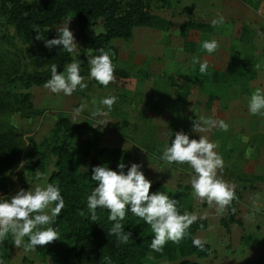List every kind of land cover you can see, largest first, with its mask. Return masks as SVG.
<instances>
[{
  "label": "rangeland",
  "instance_id": "obj_1",
  "mask_svg": "<svg viewBox=\"0 0 264 264\" xmlns=\"http://www.w3.org/2000/svg\"><path fill=\"white\" fill-rule=\"evenodd\" d=\"M25 1L29 8L24 13L31 15L34 24L36 17L31 10L39 3ZM208 2L219 6V14H224L222 25L213 26L212 20L208 21L207 5L203 6L199 0H168L163 6L152 0L150 11L170 19L173 25L167 29L136 25L129 37L111 38L109 43L115 47L113 63L123 73L115 72L116 79L108 87L89 79L87 61L95 54L84 46L72 14L68 12L63 20L49 25L48 28L56 30L72 19L69 30L77 47L60 72L73 60L79 61L88 87L77 88L71 96L54 94L44 88L45 83L14 79L16 73L39 68L33 54L41 43L36 37L24 40L13 27V21L7 18L8 13L0 11V95L8 102L6 108L0 109V127L11 126L20 144L19 158L8 171L14 179L9 194L15 195L21 185L28 190L47 184V175L54 168L50 147L62 134L55 120L58 114H63L84 128H93L101 145L124 148L129 155L126 164L142 165L141 170L150 181H160L169 190L185 188L191 205L187 211L198 217L206 214L205 227L196 230L193 238L206 241L209 252L193 258L207 264H264V116L251 115L248 110L252 93L264 90V8L260 3L247 6L243 0H234L233 5L226 0ZM5 3L10 4L7 0ZM213 12L216 14L217 10ZM100 19L99 16L96 25ZM187 19L211 22V30L191 27L182 31L174 25ZM205 40H216L220 47L208 54L202 48ZM193 57H199L201 62L207 60L208 65L217 69L234 64L247 70L253 66L255 74L248 80L246 89L233 83L219 98L206 101L205 86L195 82L196 78L191 83L185 80L186 76L194 77ZM249 57L253 64L247 63ZM257 64L263 70L261 73H257ZM211 88L218 90L217 85ZM110 95L117 97V101L108 111L100 101ZM28 102L31 110L27 108ZM82 103L87 105L86 109L74 118V110ZM97 106L108 114L93 117ZM197 116L224 120L229 129L225 132L214 127L196 133L192 121ZM179 131L190 139L205 135L218 145L216 151L225 163L223 178L236 186L237 199L232 202L235 209L232 212L237 222L224 227L215 207L193 196V173L187 164H168L161 159L163 149ZM84 135L78 132L72 136ZM244 137L248 138L247 142ZM249 148L252 153L246 157ZM76 155L79 166L87 164L88 157ZM8 255L3 264H47L42 261L39 245L34 251H25L11 243Z\"/></svg>",
  "mask_w": 264,
  "mask_h": 264
},
{
  "label": "trees",
  "instance_id": "obj_2",
  "mask_svg": "<svg viewBox=\"0 0 264 264\" xmlns=\"http://www.w3.org/2000/svg\"><path fill=\"white\" fill-rule=\"evenodd\" d=\"M6 1V0H5ZM0 1V11L7 14V18L13 21V27L24 40H30L39 35L40 49L33 54L36 69L28 73H16L14 79L23 83H45L51 77L50 66L56 64L60 72L71 55L60 46L51 49L45 47V42L57 37V30L48 28L65 18L71 13L79 37L84 46L92 53L99 55L98 49H111L115 47L109 43L113 37L127 38L131 35L132 27L147 25L155 28L167 29L173 22L170 19L156 15L150 11L152 0H40L35 9H32L38 29L30 28L31 15L24 12L29 8L25 0ZM159 4L167 5L168 0H153ZM105 12L109 14L105 15ZM103 32L94 33L98 17ZM185 31L187 28L211 30V23L193 21L187 19L174 23ZM253 60L250 59L247 63ZM235 65V64H234ZM226 65L223 69H217L209 65L206 74L199 71V64L194 65V77L185 80L189 83L196 78L205 88L206 101L219 98L229 85L236 83L246 89L248 80L255 74L254 67L248 70L237 65ZM115 72H122L116 68ZM123 73V72H122ZM191 73V74H192ZM236 79V80H235ZM217 85L218 90L211 88ZM207 88V89H206ZM27 96V94H25ZM8 102L0 95V109L6 108ZM27 108L31 110L30 102ZM55 124L62 129V134L50 147L54 153V168L47 175V184L59 185L61 194L65 200V208L53 223V228L59 233V239L40 246L42 261L47 264H207L193 257H203L209 252L206 242L204 249L200 250L193 244V233L205 227V219H199L191 225L188 235L179 243L168 242L162 252H154L150 245L154 237L151 227L142 219L133 215L130 211L121 222L126 232L132 233L127 244L117 243V237L108 232L113 222L108 219L109 212L106 209H97V219L90 220V212L87 208V197L91 194L96 182L91 180L92 169L97 165H105L112 170H117L120 162H123L125 172L130 165L127 151L118 146L101 145L99 136L93 128H84L80 123L74 122L63 114H58ZM85 133L82 138H73L74 133ZM20 144L11 126L0 127V193L3 197L10 198L8 190L14 179L9 175L12 164L19 158ZM76 154L88 157L87 164L79 166L75 162ZM20 179V177L18 178ZM24 186H19L23 189ZM151 192L161 191L169 193L170 198L178 201L181 212L189 210L188 194L185 188L169 190L160 181H152ZM233 203L225 214L219 218L221 225L227 227L231 222H237L232 209ZM83 212L82 216L80 213ZM11 236L0 243V260L8 259L11 246ZM44 256H47L44 257Z\"/></svg>",
  "mask_w": 264,
  "mask_h": 264
},
{
  "label": "clouds",
  "instance_id": "obj_3",
  "mask_svg": "<svg viewBox=\"0 0 264 264\" xmlns=\"http://www.w3.org/2000/svg\"><path fill=\"white\" fill-rule=\"evenodd\" d=\"M39 3V0H37ZM57 30V37L45 42V47L51 49L60 46L72 53L77 43L69 23ZM223 16L212 21L213 26L222 25ZM36 39H40L39 35ZM220 47L216 40H205L202 48L208 53H214ZM99 55L88 57L89 79H94L100 85L108 87L115 81L116 65L113 63L114 53L104 48L98 49ZM193 64H199V71L207 73L209 67L207 60L200 61L199 57H193ZM258 70L260 65H255ZM51 77L44 88L54 94L63 93L71 96L77 88L83 90L88 87L85 77L81 75L80 62L73 60L66 66L64 72H58V66H50ZM117 101L115 96H107L100 101V105L111 111ZM82 103L74 110V118L78 117L86 109ZM248 110L251 115L264 116V90L257 89L249 100ZM108 113L102 107L97 106L92 112L93 117L106 116ZM218 127L227 132L229 125L224 120L205 119L198 117L192 121V130L196 133L205 132L210 128ZM247 137L244 141L247 142ZM218 145L209 140L205 135H199V139H190L183 131L175 133V138L167 144L162 152L164 161L168 164H187L192 170L191 188L193 196L201 202H207L209 207H215L216 215L222 216L237 199L235 184L229 183L223 178L224 159L216 149ZM252 153L249 148L245 152L248 157ZM126 165L120 162L117 170H112L105 165H97L92 169L91 180L96 182L91 194L87 197V208L90 212V220L97 219V209H106L109 212L108 219L113 222L109 235L117 237L118 245L127 244L132 233L126 232L121 223L130 211L136 217L148 224L154 237L151 241V249L154 252H162L168 242L179 243L197 220L198 216L187 210L181 212L178 201L170 198L167 192H151L152 181L146 178L141 170L142 165L132 163L125 172ZM65 208V200L61 194L59 185L48 183L36 185L28 190L20 189L10 198L0 196V243L12 238L16 248L25 251H34L36 247L47 245L59 239V233L53 228V223ZM234 212L235 209L233 208ZM82 216L83 212L80 213ZM205 216L199 219H205ZM27 237V241L25 238ZM206 241L199 238L193 240L194 246L204 249ZM0 264L3 261L0 260Z\"/></svg>",
  "mask_w": 264,
  "mask_h": 264
},
{
  "label": "crops",
  "instance_id": "obj_4",
  "mask_svg": "<svg viewBox=\"0 0 264 264\" xmlns=\"http://www.w3.org/2000/svg\"><path fill=\"white\" fill-rule=\"evenodd\" d=\"M199 1H201V4L203 5V6H205V5H207V16H208V21H210V20H214V19H217L218 18V14L220 13L219 11H218V9H219V6H214L213 4H211V3H209L208 2V0H199ZM228 3H231L232 5L234 4V0H226ZM243 2H244V4H247V6H250V7H254V6H257V5H255V4H253V3H260L259 4V6H262V8H264L263 6H264V0H243ZM232 8H235L234 6L232 7ZM214 9H216L217 10V13L215 14L214 12H213V10ZM236 12V11H235ZM220 16H223L224 17V14H219ZM210 16H212V18H209ZM211 21V22H212ZM210 22V23H211ZM236 23L237 24H240V22H239V20H236ZM263 70L262 69H258L257 70V73H261ZM257 77H255V79H256ZM203 103H204V101H203ZM201 229V228H200ZM198 230V229H197ZM195 233V232H194ZM194 233H193V235H194ZM254 239V238H253ZM10 249V248H9ZM9 256V255H8Z\"/></svg>",
  "mask_w": 264,
  "mask_h": 264
},
{
  "label": "water",
  "instance_id": "obj_5",
  "mask_svg": "<svg viewBox=\"0 0 264 264\" xmlns=\"http://www.w3.org/2000/svg\"><path fill=\"white\" fill-rule=\"evenodd\" d=\"M109 14V12H105V15ZM30 28L32 30H36L38 29V26L35 25V24H30ZM93 31L95 34L99 33V32H103V28L102 26L99 24V25H96L94 28H93Z\"/></svg>",
  "mask_w": 264,
  "mask_h": 264
}]
</instances>
